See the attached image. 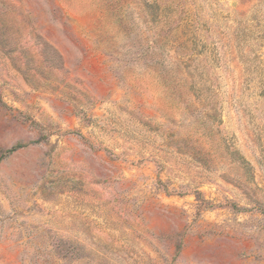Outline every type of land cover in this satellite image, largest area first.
Masks as SVG:
<instances>
[{
	"label": "rangeland",
	"instance_id": "obj_1",
	"mask_svg": "<svg viewBox=\"0 0 264 264\" xmlns=\"http://www.w3.org/2000/svg\"><path fill=\"white\" fill-rule=\"evenodd\" d=\"M0 264H264V0H0Z\"/></svg>",
	"mask_w": 264,
	"mask_h": 264
}]
</instances>
